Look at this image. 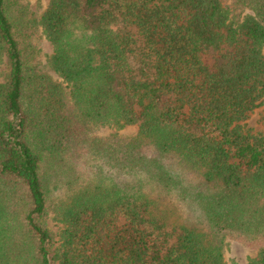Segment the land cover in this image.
I'll list each match as a JSON object with an SVG mask.
<instances>
[{
    "label": "trees",
    "instance_id": "trees-1",
    "mask_svg": "<svg viewBox=\"0 0 264 264\" xmlns=\"http://www.w3.org/2000/svg\"><path fill=\"white\" fill-rule=\"evenodd\" d=\"M262 107L264 0H0V264H264Z\"/></svg>",
    "mask_w": 264,
    "mask_h": 264
},
{
    "label": "rangeland",
    "instance_id": "rangeland-1",
    "mask_svg": "<svg viewBox=\"0 0 264 264\" xmlns=\"http://www.w3.org/2000/svg\"><path fill=\"white\" fill-rule=\"evenodd\" d=\"M35 2L36 0H32ZM41 4V6L46 7L48 4V0H38ZM43 51L48 56L51 54V46L47 42H43ZM264 123V107L257 109L248 120V126L252 128L253 131H259L263 128ZM134 128H129L124 131H121V133H124L126 135H133ZM106 130L98 131V133L106 134ZM48 226L50 230L54 233V235H57L60 226L56 224L55 221L52 220V218L48 221ZM56 238V237H55ZM254 256V253L249 251L248 249L237 245L232 244L230 246V249L226 253L227 260H234L237 264H248V259L252 258Z\"/></svg>",
    "mask_w": 264,
    "mask_h": 264
},
{
    "label": "clouds",
    "instance_id": "clouds-1",
    "mask_svg": "<svg viewBox=\"0 0 264 264\" xmlns=\"http://www.w3.org/2000/svg\"><path fill=\"white\" fill-rule=\"evenodd\" d=\"M172 204L176 208L177 213L182 217H187L189 215H195L197 212V209L193 207H189L187 203L180 200L178 197L173 196L171 199Z\"/></svg>",
    "mask_w": 264,
    "mask_h": 264
}]
</instances>
